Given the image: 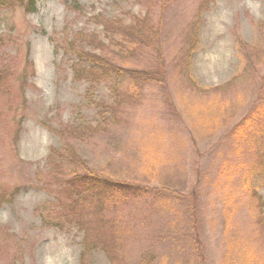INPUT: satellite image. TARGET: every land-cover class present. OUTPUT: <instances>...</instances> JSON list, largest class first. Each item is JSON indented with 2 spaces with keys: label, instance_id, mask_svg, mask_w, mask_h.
I'll return each mask as SVG.
<instances>
[{
  "label": "rangeland",
  "instance_id": "374dc122",
  "mask_svg": "<svg viewBox=\"0 0 264 264\" xmlns=\"http://www.w3.org/2000/svg\"><path fill=\"white\" fill-rule=\"evenodd\" d=\"M145 7L0 0V209L45 194L19 231L0 224V264L57 249L77 264H264V0H158L148 45L110 54L158 81L76 80L65 39L108 45L92 17ZM74 166L141 197L114 212L100 185L72 203Z\"/></svg>",
  "mask_w": 264,
  "mask_h": 264
},
{
  "label": "trees",
  "instance_id": "16d2710c",
  "mask_svg": "<svg viewBox=\"0 0 264 264\" xmlns=\"http://www.w3.org/2000/svg\"><path fill=\"white\" fill-rule=\"evenodd\" d=\"M23 1V0H22ZM35 1L28 0V8L34 9L35 11ZM139 1V2H138ZM158 1V0H157ZM157 1L155 0H136L139 4H144L146 7L145 14H133L129 13L130 19L128 22L124 21L120 17L114 19L108 18L103 14H95L92 20L103 26V32L106 38L109 40V44H105L99 39L96 34H88L84 36H72L65 39V45L62 47L75 57V61L72 64L74 77L76 80L92 81V75H95L97 79L111 78L113 74L116 76H127L128 78L139 81H158V78L153 72L149 70H141L132 67H125L121 64L115 62V57L110 56L112 53L115 56H119V53L114 52L115 46L118 47L117 51L125 50L126 46L129 47V53H134L138 45H148L147 41L152 39V34L155 32V22H154V10L157 6ZM102 41V42H101ZM153 41V40H152ZM87 45H101L99 48L100 52L96 53L93 51H88L85 47ZM89 64V66L85 65ZM76 130V129H75ZM86 129H83L85 131ZM86 133V132H85ZM53 151V150H51ZM67 157L70 161H75L78 157L76 155L73 159L69 155V150L67 149ZM74 153H72L73 155ZM58 157L59 155H55ZM76 167L79 165H75ZM75 166L72 167L75 176L71 180H66L63 182L62 187H65V191L69 194V199L72 203L76 202L81 204L82 202H89V197L95 196L96 190L101 185L107 191V195L104 197V207L109 204V209L116 211L118 205H126L129 199H139L141 193L143 192V187L137 184H133L127 181H113L106 178H99L92 174L81 175L77 173ZM118 203V205H117ZM102 207V204H100ZM67 217V216H66ZM121 220V216H116V220ZM79 224V223H78ZM82 227V224H79ZM94 247L102 248L104 252H110L107 244H98Z\"/></svg>",
  "mask_w": 264,
  "mask_h": 264
},
{
  "label": "clouds",
  "instance_id": "9594fccd",
  "mask_svg": "<svg viewBox=\"0 0 264 264\" xmlns=\"http://www.w3.org/2000/svg\"><path fill=\"white\" fill-rule=\"evenodd\" d=\"M42 192H30L17 197L16 214L10 209H0V224H12L16 231L20 230V221L16 219L18 215L21 220L27 222L31 213L44 197ZM24 264H77L74 255L57 250H41L33 256H26ZM161 264H167V257L161 258Z\"/></svg>",
  "mask_w": 264,
  "mask_h": 264
}]
</instances>
